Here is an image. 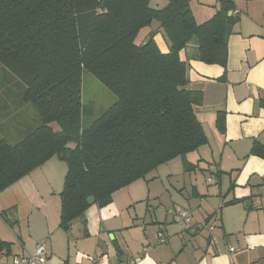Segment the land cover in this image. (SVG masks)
<instances>
[{
	"label": "trees",
	"instance_id": "trees-1",
	"mask_svg": "<svg viewBox=\"0 0 264 264\" xmlns=\"http://www.w3.org/2000/svg\"><path fill=\"white\" fill-rule=\"evenodd\" d=\"M190 1L167 0L153 9L150 0H0V68L16 80L20 106L35 113L14 133L10 115H0V135L12 133L13 141L0 138V193L57 158L67 167L59 216V228L67 231L72 221H84L90 197L106 207L115 192L207 143L193 111L202 95L184 89L180 52L194 43L199 61L224 66L238 18L228 16L233 0H218L214 16L198 25ZM153 21L158 25L148 44L136 45L140 30ZM160 32L166 54L153 40ZM84 73L116 97L87 126L84 117L92 115L82 102ZM0 85L8 97L9 82ZM216 126L224 132L223 112ZM248 155L264 160V145L254 141ZM194 169L184 162L185 173ZM14 212L0 215L7 219ZM10 249L0 239V253Z\"/></svg>",
	"mask_w": 264,
	"mask_h": 264
},
{
	"label": "crops",
	"instance_id": "crops-1",
	"mask_svg": "<svg viewBox=\"0 0 264 264\" xmlns=\"http://www.w3.org/2000/svg\"><path fill=\"white\" fill-rule=\"evenodd\" d=\"M233 5L238 21L227 39L224 66L199 61L194 43L180 52L184 89L202 95L193 111L207 143L164 166V172L174 170L164 177L168 183L156 176L137 181L115 192L106 207L91 204L84 221H72L67 231L59 228L67 167L51 158L0 193V214L15 209L7 219L0 215V239L11 244L8 254L0 253V264L31 254L39 243L48 252L45 264H264V160L248 155L254 141L264 145V108L259 106L264 100V0H233ZM189 8L200 25L214 16L218 0H191ZM153 40L168 53L161 32ZM2 82H9L11 91L0 95V115H10L14 133L23 129L30 108L20 106L16 80L0 68ZM219 112L224 132L216 126ZM185 161L194 171H183ZM182 209L195 221L215 220L213 239L179 227L170 211ZM159 233L166 243L159 244Z\"/></svg>",
	"mask_w": 264,
	"mask_h": 264
},
{
	"label": "rangeland",
	"instance_id": "rangeland-1",
	"mask_svg": "<svg viewBox=\"0 0 264 264\" xmlns=\"http://www.w3.org/2000/svg\"><path fill=\"white\" fill-rule=\"evenodd\" d=\"M166 4H167V0H150V7L153 9H161V8L165 7ZM157 25H158V23L156 21H153L149 27L140 30V32L138 33V35L135 39V44L136 45L143 44L145 42V40L147 39V37H145L143 39L141 36H143L148 31L156 28ZM11 76H13V75H11ZM3 91H4V87L2 85H0V95H2V97L4 98ZM115 101H116V97L113 94H111L94 77H92L91 75H89L87 73H84V75L82 77V102H83L86 110H88L89 112L91 111V115H92V117L90 116V114H89L90 117H88V118L84 117V120H85L83 123L84 126H87L89 121H91L93 118L97 117V115H99V113L101 111H104L105 109H107ZM88 111H86V112H88ZM86 115H88V113ZM34 116H35V113L30 109L29 113L26 114V119H33ZM11 134L12 133H9V135L6 133L2 134V135H0V138L7 137L6 139H8L10 141V143H12L13 141L11 140ZM168 163L158 166L155 170L150 172L146 176V178L149 179L150 177L156 176V177H158L157 178L158 180H161V181L163 180L164 183H168V181H166V179L164 177L170 173H172L174 175L173 169L164 172V168H165L164 166H166ZM168 166H170L169 168H172L171 167L172 165H168ZM175 175H177V174H175ZM197 176H200V175H197ZM156 184H157V182L153 183L151 188L155 189Z\"/></svg>",
	"mask_w": 264,
	"mask_h": 264
},
{
	"label": "built area",
	"instance_id": "built-area-1",
	"mask_svg": "<svg viewBox=\"0 0 264 264\" xmlns=\"http://www.w3.org/2000/svg\"><path fill=\"white\" fill-rule=\"evenodd\" d=\"M171 214H173L176 218V223L179 227L184 230H195L197 232H207L211 239H213V232L216 228L215 220H205V221H195L193 219L192 214L185 209L182 210H171ZM167 239L162 234H158V242L159 244L166 243ZM231 251H233L231 249ZM48 258V252L45 244L39 243L36 245L34 251L25 256H15L11 259L12 264H45Z\"/></svg>",
	"mask_w": 264,
	"mask_h": 264
},
{
	"label": "water",
	"instance_id": "water-1",
	"mask_svg": "<svg viewBox=\"0 0 264 264\" xmlns=\"http://www.w3.org/2000/svg\"><path fill=\"white\" fill-rule=\"evenodd\" d=\"M231 15V12H228V16H230ZM150 37H147V39L145 40V42L143 43V45H147L148 44V42L150 41ZM92 202H93V197H90L88 200H87V203L89 204V205H91L92 204ZM251 203L248 201V202H246V205H250Z\"/></svg>",
	"mask_w": 264,
	"mask_h": 264
}]
</instances>
